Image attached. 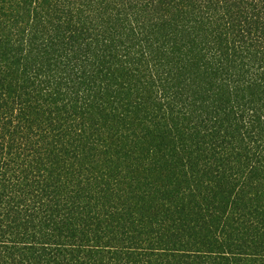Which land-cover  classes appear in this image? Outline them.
I'll return each mask as SVG.
<instances>
[{"label":"trees","instance_id":"16d2710c","mask_svg":"<svg viewBox=\"0 0 264 264\" xmlns=\"http://www.w3.org/2000/svg\"><path fill=\"white\" fill-rule=\"evenodd\" d=\"M0 264H264V0H0Z\"/></svg>","mask_w":264,"mask_h":264}]
</instances>
